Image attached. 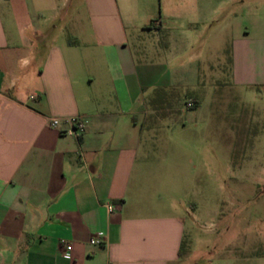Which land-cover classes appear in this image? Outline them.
<instances>
[{
    "label": "crops",
    "instance_id": "1",
    "mask_svg": "<svg viewBox=\"0 0 264 264\" xmlns=\"http://www.w3.org/2000/svg\"><path fill=\"white\" fill-rule=\"evenodd\" d=\"M227 4L158 0L154 19L155 0H0V264H183L180 200L158 199L150 185L170 159L154 144L145 96L197 84L194 68L175 65L177 40L189 43L196 24H218ZM128 27L164 33L158 51L168 62L154 63L147 48L136 57ZM236 34L234 84L264 86V20ZM157 107L174 111L166 100ZM76 118L84 133L69 136Z\"/></svg>",
    "mask_w": 264,
    "mask_h": 264
},
{
    "label": "rangeland",
    "instance_id": "2",
    "mask_svg": "<svg viewBox=\"0 0 264 264\" xmlns=\"http://www.w3.org/2000/svg\"><path fill=\"white\" fill-rule=\"evenodd\" d=\"M223 8L227 12L216 18L218 24H196L189 43L177 40L175 65L186 74L194 68L197 84L145 96L154 144L170 159L153 172L156 180L150 185L158 199L180 200L188 233L183 264H264V86H236L231 65L242 40L237 31L264 20V0H228ZM134 14V23H142L143 10L138 7ZM154 14L158 19V0ZM225 23L227 31L219 35ZM184 25L181 31L188 30ZM138 30L127 28L136 57L147 48L148 59L167 63V52L158 51L165 45L164 33ZM157 99L170 102L174 111L159 115ZM193 100L199 102L194 110L188 107Z\"/></svg>",
    "mask_w": 264,
    "mask_h": 264
},
{
    "label": "built area",
    "instance_id": "3",
    "mask_svg": "<svg viewBox=\"0 0 264 264\" xmlns=\"http://www.w3.org/2000/svg\"><path fill=\"white\" fill-rule=\"evenodd\" d=\"M49 123H50L51 127L58 128L62 122L60 119H51ZM71 124H72L73 128L66 132L67 135L79 137L84 133L85 125L81 119H79V118L73 119V120H71ZM107 208L110 212H112L115 209L114 206L111 204H108ZM90 244L93 246H103L104 241L101 238H92L90 240ZM72 250H73L72 244L65 242L63 254L66 258H71Z\"/></svg>",
    "mask_w": 264,
    "mask_h": 264
},
{
    "label": "trees",
    "instance_id": "4",
    "mask_svg": "<svg viewBox=\"0 0 264 264\" xmlns=\"http://www.w3.org/2000/svg\"><path fill=\"white\" fill-rule=\"evenodd\" d=\"M195 108H193L192 110H194ZM182 248H183V245H182ZM182 253H183V250H182Z\"/></svg>",
    "mask_w": 264,
    "mask_h": 264
}]
</instances>
